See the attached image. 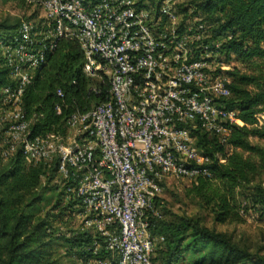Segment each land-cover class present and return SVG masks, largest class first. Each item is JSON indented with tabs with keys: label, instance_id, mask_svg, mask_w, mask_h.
I'll list each match as a JSON object with an SVG mask.
<instances>
[{
	"label": "built area",
	"instance_id": "1",
	"mask_svg": "<svg viewBox=\"0 0 264 264\" xmlns=\"http://www.w3.org/2000/svg\"><path fill=\"white\" fill-rule=\"evenodd\" d=\"M35 4L40 25L22 19L17 35L0 42L12 82L0 90V159L18 150L28 165L56 158L58 175L72 183L68 194L80 202L82 232L96 233L88 251L94 257L103 252L104 264H153L154 249L164 242L151 233L163 219V183L210 177L209 159L196 147L194 133L226 145L230 127L244 126L221 103L230 93L223 69L216 72L219 45L199 23L195 35L174 31L176 0ZM199 34L204 41L198 42ZM60 38L78 45L82 73L106 78L111 97L69 115L65 136L29 138L20 99Z\"/></svg>",
	"mask_w": 264,
	"mask_h": 264
},
{
	"label": "trees",
	"instance_id": "2",
	"mask_svg": "<svg viewBox=\"0 0 264 264\" xmlns=\"http://www.w3.org/2000/svg\"><path fill=\"white\" fill-rule=\"evenodd\" d=\"M35 1L0 0L23 9ZM193 3L195 13L209 26L211 40L219 45L215 51L240 66L222 72L229 78L230 94L221 103L235 110L244 126L230 127L226 145L215 136L194 133L196 147L209 159L210 177H199L184 190L196 208L194 214L178 216L163 208V219L151 233L163 236L164 242L155 247L152 263L264 264L262 249L254 250L216 228L242 224L241 212L248 204L264 218V146L251 142L264 141V122L255 120L264 113V0ZM36 16L25 20L39 26L42 21H35ZM20 20L0 27V42L17 35ZM55 43L44 63L34 69L20 99L30 122L29 138L65 136L69 115L87 112L111 97L106 78L91 79L82 73L84 57L75 42L60 38ZM10 84L0 49V90ZM57 163L54 158L50 164L28 165L19 150L6 161L0 159V264H62L61 250L67 251L65 255L94 258L83 251L90 246L89 234L70 226L81 205L68 194L72 183L58 175ZM99 256L103 258V252Z\"/></svg>",
	"mask_w": 264,
	"mask_h": 264
},
{
	"label": "rangeland",
	"instance_id": "3",
	"mask_svg": "<svg viewBox=\"0 0 264 264\" xmlns=\"http://www.w3.org/2000/svg\"><path fill=\"white\" fill-rule=\"evenodd\" d=\"M149 1H152V3L154 4H161L162 0ZM192 1L194 2V0H176V21L175 23H173V28H175L174 31L176 29H180L177 31H185L188 34L195 35V30L197 29V25L199 23L202 24L209 32V29L207 28L209 26L204 24L202 22V17L195 13V3H193ZM39 12L40 7L38 4H34L29 9H23L16 3L0 2V27L4 24L13 25L17 19L21 18L22 20L25 18H29L31 15H33V13L39 15ZM155 19L157 18L155 17ZM183 28H186V30H183ZM196 39L198 40V42H201L205 40V37L199 34L198 36H196ZM215 67L219 70L223 69L221 71L226 74L232 68L240 66L233 59L226 60L224 56L216 52ZM225 74V78L229 80V78ZM258 120L260 122H264V113L261 114V117ZM251 142L253 144L264 146V141L251 139ZM189 186L190 182L176 178L169 179L167 180V182L163 183V187L161 188V191L159 193V201L163 203V208L165 207L166 211H170L171 213L178 216L194 214L196 212L195 206L184 196V190ZM164 211H162V213ZM241 215L243 217L242 224L217 226V230L220 232H227L231 234L234 237L235 241L245 242L252 246L254 250L262 249L261 251L264 255V218H262L261 213H258V211L255 208H252V205L249 204L245 205V210L244 212H241ZM78 216L74 215L70 226L74 230L82 232V223L81 219H79ZM205 223L207 225H210L209 219H207ZM89 236L90 238H92L96 236V233L93 232V234H89ZM88 250L89 246L86 247L85 250L83 249V251H85L86 253H92ZM61 253L62 257L59 258V261H61L62 264H104V261L106 259L104 253L103 258H100V256L98 258L97 256L94 258H88L86 255H84L83 257H78L75 254L65 255L67 254L66 250H61Z\"/></svg>",
	"mask_w": 264,
	"mask_h": 264
}]
</instances>
